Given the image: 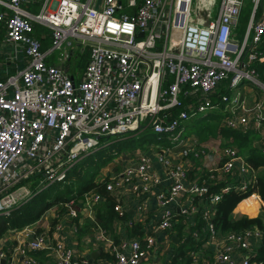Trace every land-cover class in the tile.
Listing matches in <instances>:
<instances>
[{"label":"built area","instance_id":"obj_1","mask_svg":"<svg viewBox=\"0 0 264 264\" xmlns=\"http://www.w3.org/2000/svg\"><path fill=\"white\" fill-rule=\"evenodd\" d=\"M31 1L35 0H0L12 12L0 14L9 40L30 58L18 74L0 80V214L33 194L27 185H16L34 170L49 182L64 180L71 165L111 136L150 128L180 139L179 127L185 121L219 105L211 94L224 80L234 90L244 83L264 90L250 66L260 56L257 48L264 37V12L258 11L264 0H251L253 9L243 40L236 38L235 29L244 0H220L216 16L218 0H45L33 15L21 8ZM34 23L51 29L52 45L47 52L32 35ZM63 48L61 62L77 49L89 51L81 76L72 77L48 63L47 56ZM222 101L235 114L227 120L228 126L248 129L254 125L264 131V99L247 105L238 92L224 95ZM191 102L195 107L190 110ZM239 110L244 114L238 115ZM192 153L200 157L194 147L182 151L184 156ZM161 160L175 180L167 192L157 195L164 207L160 226L171 228L174 212L167 206L186 191V173L169 157ZM237 161H242L240 155L230 148L220 168H208L229 174ZM158 182L150 158L142 155L135 165L114 176L107 189L131 183L133 193L147 195ZM246 188L247 184L241 187ZM208 190L204 183L193 184L189 194L203 195ZM228 191L225 188L222 193ZM221 198L219 193L212 200ZM93 199L99 201L100 196L95 194ZM115 210L119 216L126 213L120 204ZM194 211L200 212L195 206L183 212L192 219ZM69 212L77 216L75 209ZM203 218L209 219L208 211ZM208 228L214 230L211 223ZM17 233L28 236L33 231L27 226ZM259 234V228L227 234V240L243 250L242 264H250V238ZM156 246L153 236L145 244L135 240L130 254L116 251L115 261L101 264H141ZM44 247V235H39L27 250ZM58 247L60 262L70 264L72 252ZM29 262L36 263L30 258ZM216 264H234L229 247L218 254Z\"/></svg>","mask_w":264,"mask_h":264},{"label":"crops","instance_id":"obj_2","mask_svg":"<svg viewBox=\"0 0 264 264\" xmlns=\"http://www.w3.org/2000/svg\"><path fill=\"white\" fill-rule=\"evenodd\" d=\"M41 7L38 4H21L22 10L32 15L38 13ZM3 13L10 15L12 12L0 4V14ZM39 26L40 30L34 34V28L32 35L40 40L42 50L47 52L52 45L51 29L41 24ZM73 53L70 59L74 58L77 51ZM49 56H47L48 63L68 71L72 77L77 78L84 71L76 70V65L73 67L70 59L61 62L59 58H57L58 61H55V57L48 60ZM29 60L30 58L22 52L21 48L9 40L5 22L0 21V80L18 74L27 66ZM72 68L75 70L73 71ZM220 85L221 83L217 89ZM231 90L233 95L239 92L247 105L264 99V90L254 85L246 86L245 84L238 90ZM211 98L215 104L219 105L213 109L198 112L192 117L198 116L199 113H205L210 122L215 121L219 125V130L214 127L211 132L195 131L186 134V129L182 125L179 127L181 137L178 140L171 139L169 134H157L152 130L157 135L156 141L136 146L132 145V142L125 147L123 146L125 141L139 131L127 133L116 136L114 139L110 138L111 141L104 140V144L82 155L75 164L68 168L64 180L49 182L43 174L34 170L28 178L16 185H27L34 194L21 200L8 213L0 214L5 216L2 220L7 222L5 224L7 228L0 227V251L3 253L0 260H5L4 264H65L60 262L57 252L60 244L63 250L72 252L70 264H101L115 261L116 251L130 254L133 241L139 240L145 244L148 236H153L157 246L141 264H216L218 254L226 247L231 249V258L234 264H242L244 252L237 244L227 240V234L231 232L245 233L250 229L259 228L260 234L250 238L249 257L250 264H263L264 260H257L256 255L259 249H264V228L254 225L243 231L222 232L213 223L215 207L220 201L214 202L212 198L219 193L223 198L224 194L232 190L246 192L256 176L264 177V165L254 168L247 159L250 152L248 150L241 152L233 135L226 131L246 132L249 129L256 131L257 136L255 140H252L251 146L258 147L262 151L264 150V131L257 129L254 125L248 129L240 126H228L227 120L235 114L231 113L228 106L222 101V97L219 99L218 91L211 94ZM189 101L190 99L186 100V102ZM191 104L194 108L195 104L192 102ZM189 109L191 110V107ZM237 114H244V111L239 110ZM121 140L124 141L117 144ZM185 147L196 148L200 157L184 156L182 151ZM230 148L238 152L242 161H237L229 174L216 170L209 171L208 167L220 168L227 159V150ZM200 151H204V153ZM142 155L150 158L152 172L158 176L159 182L147 195L133 193L131 183L120 189H107L112 196H118L116 205H122L126 213L124 216H119L116 211L115 217L107 220L109 226L103 228L96 223V216L97 210H100L105 203V197L101 194L99 201H95L93 197L99 193L96 188L87 190L89 185L91 183L102 184L106 180L111 182L114 176L121 174L129 166L135 165ZM163 156L169 157L174 166L184 168L186 173V178L183 180L186 191L180 194L179 201L172 202L167 206L174 212L171 228L160 226L164 207L159 204L157 195L160 192H167L175 181L161 160ZM28 163H31L29 165L33 167L34 163ZM243 165H245L246 171H243ZM203 183L208 186V189H210L209 186L216 184H221V187L219 190L213 192L208 190L206 194L192 197L189 194L190 186ZM246 184L247 188L241 189ZM225 188H229V191L222 193ZM38 197H42L43 204L46 203L47 206L41 215L36 213V210L28 211L31 202ZM43 198L45 199L43 200ZM61 199L65 201H61ZM192 206L199 208L202 215H204V211L209 212V219L203 218L202 228L193 227V217L199 213L198 211L193 212L192 219H189L183 212L184 209ZM71 208L76 210L77 216L70 214ZM232 214L234 217H261L264 225V200L258 194H252L240 201ZM179 222L182 227L181 231L175 227V224ZM208 223L213 225L214 230L208 228ZM85 225L86 228H84ZM27 226L32 229V235L30 233L28 236L24 234L19 236L17 232ZM39 235H44L46 247L28 251V243ZM173 237H176L177 241ZM180 248L188 254L180 256ZM22 249H25L26 252L22 253ZM29 258L34 259L36 263L29 262Z\"/></svg>","mask_w":264,"mask_h":264},{"label":"trees","instance_id":"obj_3","mask_svg":"<svg viewBox=\"0 0 264 264\" xmlns=\"http://www.w3.org/2000/svg\"><path fill=\"white\" fill-rule=\"evenodd\" d=\"M243 8H244V6L242 7V10L240 13V18L243 14ZM252 9H253V4L248 10L249 14L246 17V26H247L248 21L250 19ZM262 9L263 8L259 9L258 14L262 13ZM240 18H239L238 25L235 29V36H236V38H239L240 40H242L244 38V35L241 36L239 31H238L239 30V24H240ZM34 26H35L34 28L37 29V31L40 30L39 24L36 25V23H34ZM51 34H52V32H51ZM257 51H258V53H260V56L258 59L251 61L250 66L253 69H255V72H256L258 78L264 83V58L262 59V56H264V37H263L262 41L260 42V44L258 45ZM244 59L247 60L246 55H245ZM215 91H218L219 99H221V97H223L224 95H230L229 93L231 91V88L229 87V80L222 81L219 89L216 88ZM186 103L187 102H185V104ZM190 107L192 109L193 104H191ZM176 115H177V111H175L172 114V116H176ZM213 115L216 116V114H213ZM215 127H216V129L219 130V125H215ZM226 133L233 135V137H234L233 139L238 144V147H239L241 152H245V150H248L250 152L247 159L254 168H257L260 165H264V153H263L262 149H260L258 147L254 148L251 146L252 140L256 139V136H257L256 131H253L250 129L247 130L246 132H242V131H238V130H227ZM188 157H195V156L192 153ZM109 160H110V158H109ZM109 183L110 182L107 180L105 182H103L102 184L91 183V185H89V187L87 189V190H89L90 188L91 189L96 188L97 193H99L98 195L101 196V194H102L105 197V203L100 210L99 209L97 210V216H96V223L101 225L103 228L104 227L107 228L109 226L107 224V220L115 217V214H116L115 213L116 212L115 206H116L117 201H118V196L114 197L108 193L107 185ZM220 187H221V184H216L214 186H209V188H210L209 190H211L213 192L214 190H219ZM252 194L253 195L258 194L260 196V198L264 200V177L256 176L253 179V181L251 182V184L249 185V190L246 192L232 190L229 193L224 194L223 198L220 200V202H218V204L215 207V214L213 217V223L216 225V227L219 230H221L222 232H228V231H232V230L243 231L249 227H253L254 225H258L259 227L264 228L263 221H262L261 217H248V216L234 217L232 214L234 212L235 208L240 203V201L249 197ZM61 198H63V197H61ZM61 201H65V200L61 199ZM45 204H43V202H42V197H38L36 200L31 202V204L29 205V208H28L30 210H28V211L31 212V211L36 210V213L41 215L46 210L47 206ZM26 213H27V210H26ZM4 217H3V215H0V227L4 226L3 228H7V225H5V224H7V222L2 220ZM193 218H194V226L193 227L194 228H202L204 225L203 215L199 212ZM178 219H179V217H178ZM86 227L87 226L85 225L84 228H86ZM175 227H177L178 231H181V229H182L180 222L178 224L176 223ZM175 227H174V229H175ZM179 251H180V253H179L180 256H185L188 254V253H185L182 248H180ZM187 258H190V257H187ZM256 259L262 260V261L264 260V249H259L257 251ZM263 264H264V262H263Z\"/></svg>","mask_w":264,"mask_h":264},{"label":"rangeland","instance_id":"obj_4","mask_svg":"<svg viewBox=\"0 0 264 264\" xmlns=\"http://www.w3.org/2000/svg\"><path fill=\"white\" fill-rule=\"evenodd\" d=\"M44 1L45 0H35V1H31V2H24L22 4H25V3H30V4H33V5L34 4H38V6L41 7L42 4L44 3ZM219 5H220V0L217 1L216 5L214 7V11H213L214 12V16H216V14L218 12ZM251 6H252L251 0H244L243 14H242V16L240 18V24H239V30H238L241 36L245 34V31H246V17L249 14L248 10H249V8ZM36 32H37V29H35L34 34ZM64 49L65 48H63L62 50L54 51L48 57V60L53 59L54 57H55V61H58L57 58L62 60L61 55H62V52L65 51ZM70 60H71V63L73 65V67H74V65H76V70L82 72L85 69L86 64H87L88 50L83 51L82 49H77L76 55L74 56V58H72ZM72 70L74 71L75 69L72 68ZM244 85H245V83L242 84L241 86H244ZM247 85L248 84H246V86ZM241 86H239V88ZM230 95H233V91L232 90L230 91ZM185 122L182 125L186 129V134L187 133H192V132H195V131L200 132V133H204V132H208V131L211 132V130L215 127V125H217V123L215 121H211L210 122V120L207 119V117L205 116V113H199L198 116L192 117L186 123ZM187 123H189V124L187 125ZM156 137H157V135L150 128H145V130L139 131L136 134H134L132 138L127 139L123 146L127 147V145L131 144L132 142H133L132 145H134V146L148 144L150 142L156 141ZM110 138L114 139V138H116V136H111ZM110 138H109V140H110ZM124 140L119 141L117 144L122 143ZM102 144H104V142ZM143 147H146V146H143ZM32 193H33V191H32ZM44 199L45 198H43V200ZM6 213H8V212H6ZM2 214H5V213H2Z\"/></svg>","mask_w":264,"mask_h":264},{"label":"water","instance_id":"obj_5","mask_svg":"<svg viewBox=\"0 0 264 264\" xmlns=\"http://www.w3.org/2000/svg\"><path fill=\"white\" fill-rule=\"evenodd\" d=\"M173 239L177 241V238L176 237H173ZM4 261L5 260H0V264H4Z\"/></svg>","mask_w":264,"mask_h":264},{"label":"bare ground","instance_id":"obj_6","mask_svg":"<svg viewBox=\"0 0 264 264\" xmlns=\"http://www.w3.org/2000/svg\"><path fill=\"white\" fill-rule=\"evenodd\" d=\"M203 7H204V6H203V5H201V9H202V10H203Z\"/></svg>","mask_w":264,"mask_h":264}]
</instances>
